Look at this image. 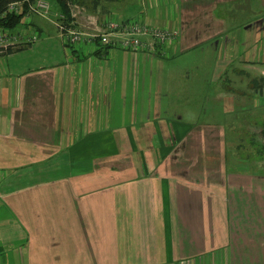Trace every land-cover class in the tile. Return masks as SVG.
<instances>
[{"label": "crops", "instance_id": "obj_1", "mask_svg": "<svg viewBox=\"0 0 264 264\" xmlns=\"http://www.w3.org/2000/svg\"><path fill=\"white\" fill-rule=\"evenodd\" d=\"M78 1L178 36L0 44V264H264V0Z\"/></svg>", "mask_w": 264, "mask_h": 264}, {"label": "built area", "instance_id": "obj_2", "mask_svg": "<svg viewBox=\"0 0 264 264\" xmlns=\"http://www.w3.org/2000/svg\"><path fill=\"white\" fill-rule=\"evenodd\" d=\"M25 1L10 3L6 10L0 13V19L10 13L23 12L27 4L25 22L30 20L32 15L51 20L59 36L72 46L95 45L99 42L111 49L122 48L134 54L143 53L146 58L153 57L156 53L168 57L169 53L164 48L165 44L173 42L178 36L176 28L149 25L135 18L120 20L115 15L104 17L102 25L97 22L91 23L90 30L87 31L76 24L78 16L85 12V7L78 2L69 4L72 20L68 21L64 13H53L48 0H27V3ZM31 28V25L27 27L29 30ZM38 37L37 32L29 35L26 27L10 29L0 26V44L3 47L18 42L34 43Z\"/></svg>", "mask_w": 264, "mask_h": 264}, {"label": "trees", "instance_id": "obj_3", "mask_svg": "<svg viewBox=\"0 0 264 264\" xmlns=\"http://www.w3.org/2000/svg\"><path fill=\"white\" fill-rule=\"evenodd\" d=\"M17 1L19 2V1H23V0H0V13L5 11L10 3L17 2ZM29 1H34V0H29ZM99 1H109L110 2V1H116V0H93V4L96 5ZM57 2L60 4L61 12L66 15V17H67L66 20H68V21L72 20L69 4L71 2H78V3L82 4V2H79L78 0H57ZM25 3H27V0L25 1ZM82 5L84 6V4H82ZM27 9L28 8H27V4H26L23 12L18 13V14L10 13L7 16L1 18L0 19V26L10 28V29L20 27L25 20V15H26ZM2 50H5L6 52H10L12 50V48L10 46H8V47H3ZM257 144H255L256 145V147H255L256 152H257L258 156H260V158H262L263 152H264L263 147L261 146L262 144L259 143L258 144L259 146ZM257 148H258V151H257Z\"/></svg>", "mask_w": 264, "mask_h": 264}, {"label": "rangeland", "instance_id": "obj_4", "mask_svg": "<svg viewBox=\"0 0 264 264\" xmlns=\"http://www.w3.org/2000/svg\"><path fill=\"white\" fill-rule=\"evenodd\" d=\"M85 16H86V19H87V16H88V13H86L85 14ZM17 28H19V27H17ZM263 129H264V126L263 127H261L260 125H258V137H259V142H262L263 144H264V139H262L264 136V134H263ZM253 131H255V130H253ZM257 144V143H256ZM258 145V144H257ZM259 146V145H258ZM255 147H256V145L255 144H253L252 145V148H253V150L255 149ZM252 158H258V160H259V165L260 166H262V167H264V154H263V157L262 158H260V156H257V155H252Z\"/></svg>", "mask_w": 264, "mask_h": 264}]
</instances>
